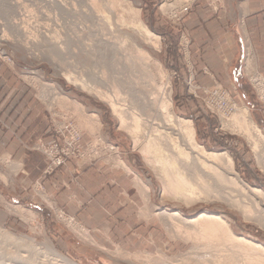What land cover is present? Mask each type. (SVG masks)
I'll return each instance as SVG.
<instances>
[{
  "label": "rangeland",
  "instance_id": "obj_1",
  "mask_svg": "<svg viewBox=\"0 0 264 264\" xmlns=\"http://www.w3.org/2000/svg\"><path fill=\"white\" fill-rule=\"evenodd\" d=\"M197 1L199 0H0V64L7 67L19 82L32 91L29 102H37L48 122L45 138L35 146L46 158L44 178L53 177L58 170L67 168L73 160L76 166L75 170L69 173L70 181L62 182V186L71 189V186L78 183L79 170L99 160L119 168L124 166L123 156H133L136 166V247L129 246L133 251H128V247L123 248L121 242L119 244L117 241L98 240L96 232L86 228L66 209L57 207L41 184L36 185V191L40 195L42 205L23 207L13 200H5V188L18 185L15 181L20 183L18 186L21 188L24 175L18 174L21 164L19 166L18 163H11L4 157L9 162L6 164L2 158L0 204L5 206V210L12 217L5 221L0 217V261L20 264L14 259L19 256V252L20 255L26 256V260L34 259L36 256L31 255L34 246L41 248L43 256L40 254L33 264H57V254L75 264H201L204 256L210 262L214 260L215 264H218L230 255L241 262L246 257L245 253L260 255L258 251H251L241 243L231 244L223 240L211 244L203 238L197 240L194 230L192 233L183 228L182 231L176 230L169 223H165L164 217L161 216L165 215V212H180L184 220L190 221L204 212L220 215L236 236L264 245V171L258 166L248 141L224 127L239 109L247 107L253 121L264 133L262 103L250 82L254 95L248 99L256 102V113L246 102L221 85L204 88L195 84L193 77L184 75L181 68V64L186 63V48L181 46L176 38L170 39L172 32L169 30L181 28L182 22L191 13ZM86 5H93L95 10L99 11V16L89 17L90 12ZM189 5L190 11L182 14L181 10ZM76 14L82 16L77 17ZM97 18L100 21H97ZM139 21L159 36V40H156V43L159 42L157 48L145 40L144 34H140ZM66 32L71 34H68L70 38ZM58 33L61 34L62 41L55 39L54 36ZM106 34L108 37H121L119 42L127 48V61L119 63L122 65L113 66L115 64L112 60H109L110 64L104 61L102 64L101 57L97 59L92 56L89 60L82 56L75 57L74 52L79 50L77 46L84 48L86 42L91 45L97 36L99 39ZM45 35H48L50 40ZM63 42L67 43L66 50L71 48L69 51L60 47ZM71 45L77 49L74 51ZM145 55L150 59L144 61ZM93 59H97L98 63ZM69 72L80 78V81H86L89 87L85 89L73 80L70 81ZM83 75L84 78H81ZM152 78L159 86L160 97L155 95V108V104L141 106L137 111L139 117L145 122L147 120L151 126L165 125L166 120L158 106L162 93L170 95L172 111L176 118L193 122L197 143L205 147L207 152L228 153L233 161L234 172L241 181L240 185L243 183L241 186L219 181L213 172H210L208 175L212 176L207 180L208 183L199 187L197 195L194 194L190 201H184L173 193L171 195L166 192L163 179L149 165L140 150L136 149V140L132 134L120 128L119 119L113 114L110 104L94 90L97 87L100 92L115 95V90L125 79L126 83L129 82L128 85L140 82L143 86V83L148 84L147 80L152 82ZM93 79H96V83L100 82L99 86H95L97 84L92 82ZM78 105L84 107L85 114L76 110ZM92 114L97 115L101 127L90 122L88 118ZM146 133L148 134V131ZM56 145L65 160L60 166H53L55 154L52 150ZM16 164L20 169H16ZM226 166L221 164L219 169L228 173L229 167ZM30 186L23 184V187L30 191V195L36 196L33 185ZM253 188L262 191V197L255 194ZM69 200L78 209H83L76 195L72 194ZM23 208L33 212L35 216L24 219L17 213V209ZM9 235L17 239L27 238V246H23L25 242L21 245L8 241ZM204 245L209 246L205 248ZM49 248H53V252H50ZM29 255L30 257H27ZM40 256L42 259H39ZM45 258H50L51 261L48 259V262ZM17 259L23 261L21 264H31L32 261L31 259L28 263L25 259Z\"/></svg>",
  "mask_w": 264,
  "mask_h": 264
},
{
  "label": "crops",
  "instance_id": "obj_2",
  "mask_svg": "<svg viewBox=\"0 0 264 264\" xmlns=\"http://www.w3.org/2000/svg\"><path fill=\"white\" fill-rule=\"evenodd\" d=\"M169 31L170 39L176 38L187 50L188 63L185 59L181 64L184 75L192 76L200 87L221 85L255 113L258 111L256 102L248 99L254 95L248 78L254 72L264 76V0H199L181 28ZM30 93L0 64V160L5 157L21 164L18 174L24 175L22 187L15 181L18 185L6 187L3 198L23 207L42 205L36 191V185L41 184L57 207L96 232L98 240L121 242L123 248L133 251L129 246L136 247L134 157L123 156L124 166L119 168L100 160L83 166L77 185L71 189L62 182L70 181L69 173L76 166L73 160L53 177L44 178L46 158L35 146L45 138L48 122L37 102H29ZM23 184L33 185L36 196L30 195ZM72 194L82 203V210L69 200ZM5 209L0 204L2 221L12 217Z\"/></svg>",
  "mask_w": 264,
  "mask_h": 264
},
{
  "label": "bare ground",
  "instance_id": "obj_3",
  "mask_svg": "<svg viewBox=\"0 0 264 264\" xmlns=\"http://www.w3.org/2000/svg\"><path fill=\"white\" fill-rule=\"evenodd\" d=\"M82 3L84 4L83 1H82ZM86 7L88 8V12H90L89 17L90 16H99L98 15L99 11H96L93 5H86ZM81 8H83V7H81ZM77 10H79V9L77 8ZM77 10H73V11H75L77 13L78 12ZM85 10H84V12H85ZM110 10H111V8H110ZM81 11H83V9ZM86 15L88 16V13ZM76 16H77V14H76ZM79 16H77V17H79ZM84 17H83V19H85ZM97 21H100V19L97 18ZM83 23H85V22H83ZM139 24H140L139 26L141 27L139 29V32H140V30L142 32V33L140 32V34H144L143 37L145 38V40L151 42V44H153L157 48V45H158L157 43H159V42L156 43V40H159V36L152 33L147 28V26L145 24H143L141 21H139ZM85 28H87V27H85ZM56 32H54V33H56ZM91 32H96V31H90V33ZM137 32H138V30H137ZM68 34H69V36L71 35L70 33H67V37H69ZM87 34H88V31H87ZM93 35H94V33H93ZM64 36H66V35H64ZM88 36H90V35H88ZM54 37H55V39L57 38L56 40H60L61 34L58 33ZM100 37H101V35H100ZM47 39L50 40L49 37H47ZM80 39H79V42H80ZM49 40H47V41H49ZM62 40H60V41H62ZM75 40H76V38H75ZM84 40L86 41V39H84ZM87 40H88V38H87ZM119 40L121 41V37H117V36L108 37V35L106 34L105 36H103L99 39L97 36V39L94 40L93 44H91V45H87V42H86V44H85L86 46L84 45L85 46L84 48L81 46L78 47L77 45H79V44L75 45L79 49L78 52L75 51V49H77L76 47H75V49L73 48L74 45H71V47L73 46L72 48L75 51L74 55L77 58L82 56L84 59L89 60L92 58V56H93V58L95 57L97 59H99L101 57L100 58L101 62L104 61V62H107L108 64H110L109 60H112V63L114 62L113 64H115V65H113L112 63L111 64L113 66H117V65H122L119 63H121L123 60L127 61V57H128L127 48L125 47V45L121 44V42H119ZM83 43H85V42H83ZM61 44H60V47L62 49H63V47H65L64 50H66L67 43L63 42ZM88 46H89V48H87ZM60 47H59V49H61ZM59 49L57 48L58 51H59ZM67 49L70 50L71 48H67ZM69 50H66V51H69ZM71 55H72V53H71ZM146 57H147L146 55H145V57H143V58H145L144 61H147L148 59H150V58H148V57L146 58ZM136 58H138V57L136 56ZM97 59L96 60L93 59V61L95 60V62H96ZM97 63L98 62H96V64ZM138 63L139 62H137V65H138ZM102 64H104V63L102 62ZM146 64H148V63L146 62ZM112 65H111V67H112ZM159 66H160V64H159ZM105 67H107V66H105ZM68 74H69L68 79L70 81L73 80L75 83L83 86L85 89L87 87H89V85L86 81L85 82L80 81V78H77L71 72H69ZM87 74H88V72H87ZM84 75H86V74H84ZM84 75H83V77H81V76H78V77L84 78ZM102 75L105 76L104 74H102ZM93 76H94L93 78L96 77L94 74H93ZM90 77H92V75ZM97 77H99V76L97 75ZM88 78H89V76H88ZM125 80L122 81V83L119 85L118 89H117V85H115V88L117 89V90H115V95H113V94L109 95L106 92L105 93L100 92L97 87H95V88L93 87V88L97 92L98 95L103 97L110 104V106L113 110V114L116 116V118L119 119L120 128L124 129L125 131L132 134L133 138L136 140V143H135V145L137 147L136 149L140 150V152L143 154V156L148 161L149 165L158 173V175L161 177V179H163V181L165 183V187H166V192H168V193L170 192V194L173 193L175 196L180 197L184 201H190V199L193 198L194 194L198 193V188L203 187V185H206L208 183L207 180H210V176H212V175H210V176L208 175V174H211L210 172H213V174L215 175V177H217L219 179V181H226V182L232 183L238 187L243 184L242 183L240 185L241 181L238 178L237 174L234 172L233 161L229 157L228 153H225V152H221V153L207 152L205 150V147H203L202 145H200L196 141V130H195V127L193 125V122L191 120L176 118V116L174 115V113L172 111L173 104H172L171 97H170V95L167 96V93L164 94V93H162V90H161V93L163 95L161 96V99H160L161 101L159 102L160 106H158V107H160L161 111L163 112V117L166 120V122L163 121L165 123V125H159L158 124L159 127H155L153 125L151 126V124L149 125L147 123V120L145 122L143 119H141L139 117V114L137 111L141 106L145 107L147 104H148V106H150V104L151 105L155 104L153 108H155V106H156V96L155 95L158 94L160 89L158 88L159 86L157 85L156 81L153 78H152V82L147 80L148 84L143 83V86H142V83H140V82H136V84L134 82L130 83L129 84L130 86H129L127 84L129 82L126 83ZM104 81H101V82H104ZM92 82L97 84L95 86H99L100 82L96 83V79H93ZM92 82H90V83H92ZM94 83L92 85H94ZM126 85H127V87H126ZM121 86L123 88H121ZM144 86H146V88ZM123 89H127L128 91L123 90ZM145 89H146V91H145ZM121 90L124 92L122 93ZM159 94L157 97H160ZM151 96H153V98ZM158 107L156 108L157 110L159 109ZM160 109H159V112H160ZM76 110H78L82 114H85V109L82 106H79V108H77ZM157 110H155V111H157ZM159 114H161V113H159ZM97 118L98 117L96 114H92V115H89L88 119H90V122H92L93 124H97L100 126L101 123H100L99 119H97ZM85 119H87V118H85ZM91 127H93V125ZM224 127L226 129L232 131L233 133L244 137L248 141V143L250 144V146L252 147V149L254 151L258 166L264 171V133L261 130V128L253 121L252 117L250 116V112H249L248 108L245 107V108L239 109L235 113V115L232 117V119H230L228 122H226L224 124ZM94 131H95V128H94ZM146 131H148V134L149 133H151V134L148 135L146 133ZM144 135H146V137H144ZM2 161H4V163L8 164V161L5 158L2 159ZM221 164L222 165L225 164V165H227L226 167H229L228 173H224L219 169V166H221ZM14 166L17 167L16 168L17 170L19 169V166H17V165H14ZM252 190L255 194H259L262 197V194H263L262 191H260L259 189H255V188H253ZM19 208H21V207H19ZM17 213L21 217H23L24 219L25 218L28 219V217H30V216L31 217L35 216V214L33 212L28 211L25 208L17 209ZM161 216L164 217L165 223H169L171 225V227L176 228V230L180 229L182 231V228H183V229H186L188 233H190L192 230H194V234H195L194 237H196L197 240H200L201 238H203V239H206L208 241V243H211V244H213L214 242L223 241V240L228 241L231 244L232 243L233 244L241 243V244H245L246 246H248L251 251L256 250V252L258 251V253H260L259 256H255V255H252L250 253H247V254L245 253L246 257L244 258V260L242 262L239 259L236 260L235 256L230 255V256H227L226 258H224V260L219 261V263L217 262L218 264H264V245L260 244V243H255V242L249 241L248 239H246L244 237L241 238V237L236 236L233 233V231L230 228L227 221L220 215L210 214V213L204 212V213H201L198 216V218L190 220V221L184 220L185 218H183V216L181 215L180 212H172V213L165 212V215L162 214ZM75 231H77L76 228H75ZM181 231H180V233H181ZM182 236H184V235H182ZM25 239H27V238L17 239L15 237L10 236L8 241H10V242L12 241L16 244L22 245L23 242H25ZM27 242H25V244H23V246L24 245L27 246V244H26ZM197 246H199V245H197ZM204 246H205V248H208L209 245H204ZM30 247H31V245H30ZM33 249L34 250H33V253H31V255L32 256L35 255L36 258H34V259L31 258L32 259L31 264H33L32 262H34V260H37V257H39L40 254L42 255V253H43V251H40L41 248L38 249L37 247L34 246ZM46 249L48 250V248H45V250ZM52 249L53 248H49V251L53 252ZM45 250H44V252H47ZM28 253L30 254V252H28ZM56 254H54V255H56ZM18 255L19 256L15 255L16 256L15 258L13 256V258L15 260H17L16 262H20V264H21V262H23V261H20V259H17V258H21V260H23L26 258V256L20 255V252ZM42 256H40L39 259H42L41 258ZM48 256H49V254H48ZM56 256L57 257H55V258L57 261L55 259L54 260H55V262H57V264H75V263L70 262L68 259L64 258L63 256H59L58 254ZM27 257H30V255ZM216 258H217V256H216ZM2 259H5V258H2ZM45 259H47L48 262H49V260L51 261L50 258H45ZM30 260H26V261H28V263H29ZM203 260L204 261L201 264H211V263L215 264V262H216V261L214 262V260L212 262H210V260L206 259V256L203 257ZM218 260H220V259H218ZM3 261H0V264H7L6 261L5 262H3ZM42 262H46V261L42 260ZM39 263H41V262H39ZM50 264H51V262H50Z\"/></svg>",
  "mask_w": 264,
  "mask_h": 264
},
{
  "label": "built area",
  "instance_id": "obj_4",
  "mask_svg": "<svg viewBox=\"0 0 264 264\" xmlns=\"http://www.w3.org/2000/svg\"><path fill=\"white\" fill-rule=\"evenodd\" d=\"M191 9V5L189 6H185L181 11L182 14H187ZM184 46V45H182ZM185 48V46H184ZM249 82L251 83L258 99L261 101L262 103V108L264 110V76L260 75L259 73L254 72V75L250 74L249 75ZM260 89V90H259ZM52 152L55 154V156H53L54 158V162H53V166H60L62 164L65 163L64 158H62V156L60 155L58 149H57V145L53 148Z\"/></svg>",
  "mask_w": 264,
  "mask_h": 264
},
{
  "label": "trees",
  "instance_id": "obj_5",
  "mask_svg": "<svg viewBox=\"0 0 264 264\" xmlns=\"http://www.w3.org/2000/svg\"><path fill=\"white\" fill-rule=\"evenodd\" d=\"M260 126H262L261 124H260ZM264 127V126H263Z\"/></svg>",
  "mask_w": 264,
  "mask_h": 264
}]
</instances>
